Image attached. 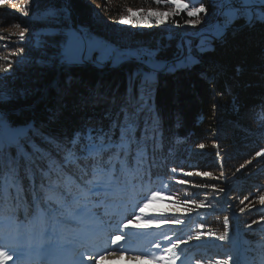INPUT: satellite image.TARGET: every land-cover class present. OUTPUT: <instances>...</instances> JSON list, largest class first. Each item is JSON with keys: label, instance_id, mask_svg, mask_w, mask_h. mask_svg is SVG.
I'll use <instances>...</instances> for the list:
<instances>
[{"label": "trees", "instance_id": "obj_1", "mask_svg": "<svg viewBox=\"0 0 264 264\" xmlns=\"http://www.w3.org/2000/svg\"><path fill=\"white\" fill-rule=\"evenodd\" d=\"M132 1L135 0L31 1V18L21 24L33 32L32 54L39 62L23 72H11L19 93L0 104V145L12 143V155L17 152L16 142L26 152L35 146L61 160L57 143H66L85 127L107 129L124 104L143 96V119L155 121L158 144L154 160L149 148V163L154 164L150 169L151 183L147 175L143 182L134 181L136 192H121L111 205H131L142 194L141 189L163 183L170 185L166 194L174 208L177 199L200 201L206 196L208 206L204 208L191 205L188 213L167 214L180 216L185 226L162 225L156 229L161 236L146 242L160 254L178 238L187 241L176 249L180 257L177 264H209L218 259H230L231 264H264V205L259 203V196L264 195V155H256L264 153V120L260 119L264 115V23L234 19L225 26L221 37L210 40L203 39L209 32L180 34L164 25L133 34L118 21L127 14ZM216 1L202 0L206 12ZM190 19L193 18L181 12L171 16L170 23L186 26ZM117 22L121 24L119 29ZM78 27L116 49L128 47L137 52L131 42L137 41L162 66L154 69L136 60L122 61L117 67L109 62L62 63L67 33ZM125 34L132 44L126 45ZM188 55L194 57L193 63L176 67V62ZM165 64L168 67H163ZM51 80L55 81L49 87ZM200 143L205 144L204 149L197 147ZM172 168L177 169L175 174ZM190 171L211 172L216 179L182 175ZM180 179L189 181L188 185L175 184ZM23 183L27 187L29 182ZM193 184L209 187L197 189ZM212 185L225 191L214 192ZM24 197L25 208L16 211L15 220L9 219L6 207L0 205V244L15 239L3 250L19 255L21 252L9 249V245L24 240L40 243L39 222L24 221L25 212L33 208L31 194L26 192ZM187 218L192 221L190 225ZM93 219L79 225L70 222L66 225L70 228L59 229L55 238L60 242L81 240L83 232L94 224ZM226 230L228 239L220 241L217 237ZM201 232L205 235L196 240L194 237ZM189 236L193 239L189 240Z\"/></svg>", "mask_w": 264, "mask_h": 264}, {"label": "snow or ice", "instance_id": "obj_2", "mask_svg": "<svg viewBox=\"0 0 264 264\" xmlns=\"http://www.w3.org/2000/svg\"><path fill=\"white\" fill-rule=\"evenodd\" d=\"M157 5H171L169 11H159L149 9L133 10L128 8L127 17H121V24H132L133 18H138L137 22L147 23L152 17H155L158 24L165 23V19L171 16L179 15L186 12L188 17H196L186 21L188 24L200 23L199 14L206 13V8L201 4L196 7L194 3L186 2V0H154ZM0 4L8 5L11 8H17L14 0H0ZM29 0H23V7L20 12L23 17L29 16L28 10ZM221 13L225 18V26L233 19L244 18L249 23H264V9L255 10L252 6V0H239V7L233 6V0H221ZM55 15V12H51ZM19 29L20 23L15 24ZM214 38L223 35V29L218 26L212 34ZM18 37L20 41H24L25 33L19 31ZM3 39V37H0ZM83 38L75 33L70 34L69 42L66 44L61 53V61L65 64L76 63L81 60V44ZM135 55L144 58L146 63H150L155 68H159V61L151 51L137 52ZM126 58V57H125ZM0 59L11 61L7 56ZM119 59V57H117ZM185 61L191 62L193 57L187 56ZM164 67H168L165 65ZM8 68L4 64H0V73H7ZM4 103L2 94H0V104ZM146 105L143 96L139 101H129L124 104L115 117L111 119L110 126L105 129L95 127H85L83 130L77 131L73 137L66 143H57V155L62 154V159L57 160L51 153L44 151L39 147H33L31 152L21 150L20 144L15 143L17 152L12 155L10 149L12 143L0 145V205L6 207L9 212V219H16V211L25 208L26 201L24 193L31 194V203L33 208L31 212L26 211L24 221L29 224H40V245L54 243L56 233L59 229L64 228L68 223L76 224L88 223L93 217V209L104 207L107 209L108 202L115 199L121 192H136L137 185L134 181H144V177H149L151 183V167L154 164L149 163V148L154 154L158 148L155 137V121L143 119V113ZM3 117H0L2 120ZM264 120V115L260 117ZM143 124V126H142ZM264 126V125H262ZM219 148V145H213ZM198 148L204 149L205 144L200 143ZM220 153L217 151V156ZM257 156L264 153L257 152ZM243 167V166H241ZM72 171V175H69ZM171 172L175 174L176 168H172ZM183 176L192 177H213L211 172L195 171L182 172ZM24 180H28V186L25 187ZM189 181L180 179L175 181L178 185H188ZM194 188L209 187L205 184H193ZM214 192L223 193V188L211 186ZM170 185L163 183L159 188L144 187L141 189L142 194L131 204V212L127 223H123V229L132 226L137 229L148 228L155 224L157 227L161 225H181L185 223L180 216L172 214L166 215L163 212L159 214H151L155 210H150L149 205L161 199L162 192H169ZM176 195L175 192L171 193ZM207 197L197 201L187 199L175 201L177 207L176 212L188 213L191 211V205L195 208H204ZM259 203L264 205V195L259 196ZM42 205L43 207H37ZM137 209L139 214H137ZM127 211V210H126ZM244 210L241 209V212ZM24 221H21L23 223ZM135 221V223H133ZM228 218H224L227 228ZM118 229L120 224L116 226ZM203 227V225H201ZM127 233L115 235L111 239V244L117 245L111 253H105L99 256V259H106L108 254L114 255L116 251L123 254L126 249L120 248L119 244L125 239ZM205 233L201 232L194 237L200 240ZM208 235H215L208 233ZM220 241L228 239L227 230L217 237ZM166 239L171 240L170 237ZM193 239L192 236L188 237ZM187 241L179 239L172 242L170 247L164 249L167 256H152L151 259L161 260L163 264H176V260L180 257L176 249L180 244H186ZM159 247V245H157ZM42 253L51 251V247H41ZM73 264H85L86 260L93 259L86 253H81L79 258L73 254ZM8 252L0 250V261L6 262L9 259ZM147 258L145 256H133L130 259L139 260ZM24 264H28L27 261ZM98 264V261L96 262ZM199 264V261H197ZM209 264H231L230 259L209 261Z\"/></svg>", "mask_w": 264, "mask_h": 264}, {"label": "rangeland", "instance_id": "obj_3", "mask_svg": "<svg viewBox=\"0 0 264 264\" xmlns=\"http://www.w3.org/2000/svg\"><path fill=\"white\" fill-rule=\"evenodd\" d=\"M32 0H29V5H28V10H29V16L28 17H23L20 8L23 7V0H14V2L17 3V8L13 9L8 5H3L0 4V20L2 22L0 23V37H3V39H0V57H5L7 56L9 60L11 61V64L9 66V62L0 59V64H4L6 68H8L7 73H0V94H2V98H10L16 96L19 91L15 89V86H13V75L12 71L13 70H18L20 72H23L26 67H31L34 66L35 64H38L39 59L37 58L36 55L32 54V48L34 45V38H33V32L28 29L25 25H22L23 20H28L31 18V13L30 11L32 10ZM186 2H189V0H186ZM191 3H194L196 7H199L202 4V0H190ZM217 5V7L214 5ZM215 4L211 7L210 12L202 13L199 14V20L200 23L192 25V24H186V26H175L171 25V17H168L165 19V23L163 24H158L156 22L155 17H152L147 23L141 24L138 23L137 20L138 18H133V23L132 24H124L127 29L131 33L134 34V32H146L153 30L157 27L160 26H165L168 29H171V31H175L176 33L179 32L180 34H200L203 32H210L206 33L205 37L203 39H209L213 37V33L216 31V28L220 26L223 29V34L225 33V26L223 25V21L219 19V11L221 8V0L216 1ZM128 5L130 8L133 10H139V9H144L145 12L147 10L152 9V10H159V11H169V9L172 7L171 5H157L154 0H135L132 2H129ZM255 5L259 8L264 9V0H252V6L255 7ZM258 11V10H257ZM186 13V12H185ZM187 14V13H186ZM129 13L122 15L123 17H127ZM193 20L196 19V17H192ZM234 20V19H233ZM120 21V19H118ZM20 23L21 27L17 29L15 27V24ZM118 23V22H117ZM119 29L121 24L116 25ZM23 30L25 33V39L24 41H20L18 37L19 31ZM75 33L77 36H80L83 38V43L81 44L82 52H81V60L76 63H81L82 61H92L96 65H100L101 63H106L109 62L111 66L117 67L119 63L122 61L126 60H136V61H143L145 62L144 58H141L137 55H135L137 52H143L147 50L145 46H141V43L137 41H131L128 43L130 40V37L125 34V39L124 41L126 42V45L132 44V46H135L134 50H138L137 52L131 51L128 49V47H124L123 49H116L112 44L105 43L106 41L103 40L102 38L96 37V36H90V37H85V32L81 30H70L67 34V39L66 44L69 42V36L70 34ZM218 38V37H216ZM201 39V40H203ZM65 44V46H66ZM64 46V48H65ZM64 50V49H63ZM95 53V54H94ZM191 56V55H188ZM119 57V59H117ZM126 57V58H125ZM194 57L191 62L188 63H193ZM82 62V63H83ZM185 59L181 58L176 62V67H181L185 64ZM152 68L154 67L150 63H146ZM160 64V63H159ZM168 64V63H167ZM165 64V65H167ZM71 65V64H70ZM117 65V66H116ZM164 65V66H165ZM162 66V63L160 64V67ZM163 66V67H164ZM159 67V68H160ZM160 184H155L153 188H158ZM137 197L136 199H138ZM229 204L233 203V200H230L228 202ZM150 210H155L151 214H159L160 212L165 213L166 215L168 213L174 211V206L171 203L170 197L167 196L166 192L161 193V199L153 202L152 204L149 205ZM104 207L100 208H94L93 212H96L98 214L94 216L93 223L95 222V219L98 220L99 225L101 226L100 229L104 232V234L100 235L101 239L94 238V242L92 244L93 250H92V255L90 256L93 259H91L89 262L90 264H96L98 261V264H163L161 260H155L153 261L151 259L152 256H167L166 252H156L154 249V245L150 246L151 243H147L146 241L148 240H155V236H161L157 235V230L159 227H157L155 224L149 226L148 228L144 229H137L132 226H129L128 230L125 231V229H122L123 223H127V220L129 219V214L131 212V205L126 204V206L123 207V212L121 215H118V217H114L112 214L114 211H116L115 207H107V212L105 213ZM127 210V211H126ZM245 212L247 209H243ZM137 214H139L138 209H137ZM198 215H194V218H197ZM118 220L122 224V226L118 229L116 225H111V227H108L110 225V221ZM194 220V219H193ZM191 219L187 218V225L191 224ZM135 223V221H133ZM186 224H181L177 226H185ZM164 226V225H163ZM67 228H70L68 226H65ZM124 230L127 233V237H125L124 240H122L119 244L120 248L126 249V251L123 252V254L119 251H116L114 255L108 254L106 259H99V256L104 255L106 252L111 253L113 249L118 247L117 245L111 244V239L118 234H122ZM71 231H69L70 233ZM115 232L113 237L111 238V233ZM147 234H152V236H148ZM7 237V236H6ZM107 238V239H106ZM106 240H109L108 242V248L107 250L103 249L104 242ZM134 240H137L136 242H133ZM9 241H15V239H7L6 243L9 244ZM55 241V240H54ZM35 242H26L25 240L23 242L19 243H12V246L9 249H15L18 246H26L27 253L33 257L29 261H33V264H46L45 262L42 263V259H40V256H48L47 259L49 260L48 264H54L55 263V257L50 258L52 256L53 252H56L57 250L55 248H51V251L49 252H36L34 247H31ZM7 244H0V250H2L6 247ZM65 243H63L64 245ZM135 244V245H132ZM74 247L72 245H64L63 250L66 248ZM96 246H99L100 249H96ZM167 247H170V244L166 245ZM179 245L178 248H180ZM240 245L237 246V251L240 253ZM105 250V253H104ZM76 252V251H75ZM77 256H80L79 252L80 249L77 250ZM90 251H85V253L88 255ZM9 259L7 260L8 264H16V261H18V256L19 254L17 252H8ZM147 254V258H142L139 260H134L130 259V257L133 256H145ZM12 255V256H11ZM89 256V255H88ZM98 256L97 259L95 257ZM179 260V259H178ZM176 260V262L178 261ZM177 264V263H176Z\"/></svg>", "mask_w": 264, "mask_h": 264}, {"label": "built area", "instance_id": "obj_4", "mask_svg": "<svg viewBox=\"0 0 264 264\" xmlns=\"http://www.w3.org/2000/svg\"><path fill=\"white\" fill-rule=\"evenodd\" d=\"M233 6H236V7H239V0H233ZM258 7L255 6L254 9H257ZM260 9H263V8H259L258 10ZM219 18L221 19V21H223V24H225V18L224 16L222 15L221 13V8H220V11H219ZM240 19H244V18H240ZM79 30H81L82 32L84 31L86 34H85V37H89L90 34L88 33V31L83 28V27H78Z\"/></svg>", "mask_w": 264, "mask_h": 264}, {"label": "water", "instance_id": "obj_5", "mask_svg": "<svg viewBox=\"0 0 264 264\" xmlns=\"http://www.w3.org/2000/svg\"><path fill=\"white\" fill-rule=\"evenodd\" d=\"M54 81H55V80H51V83H50L49 87L51 86L52 83H54ZM45 90H46V89H45Z\"/></svg>", "mask_w": 264, "mask_h": 264}]
</instances>
